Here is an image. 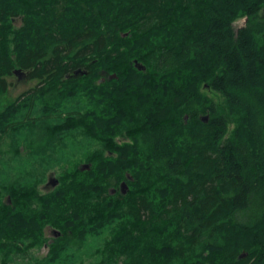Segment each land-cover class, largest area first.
<instances>
[{"label":"trees","instance_id":"trees-1","mask_svg":"<svg viewBox=\"0 0 264 264\" xmlns=\"http://www.w3.org/2000/svg\"><path fill=\"white\" fill-rule=\"evenodd\" d=\"M16 70L0 264H264V0H0Z\"/></svg>","mask_w":264,"mask_h":264},{"label":"rangeland","instance_id":"rangeland-1","mask_svg":"<svg viewBox=\"0 0 264 264\" xmlns=\"http://www.w3.org/2000/svg\"><path fill=\"white\" fill-rule=\"evenodd\" d=\"M243 20L240 19L238 21H236L234 23V28H239L241 26H243ZM8 81L10 82V86L8 88L7 93L1 98L0 101V105L1 106H7L9 103H12L13 101H15L17 99V97H19L20 94L29 91L30 89L34 88L36 86V82L35 81H29L28 79H26L25 75L23 74L20 78L13 76L10 79H8ZM214 100L216 101V103L218 104L220 98H215ZM218 101V102H217ZM0 106V107H1ZM207 117V122L209 119V115L206 114L205 115ZM60 171L56 169L55 173L57 176V173H59ZM46 236L47 237H51L53 236L52 232L50 230L46 231ZM47 252V249L43 248L41 250H34L32 251V255L36 258H42L45 256ZM85 258V259H84ZM84 263H80V264H89V262H91V259H88L86 257H84Z\"/></svg>","mask_w":264,"mask_h":264},{"label":"water","instance_id":"water-1","mask_svg":"<svg viewBox=\"0 0 264 264\" xmlns=\"http://www.w3.org/2000/svg\"><path fill=\"white\" fill-rule=\"evenodd\" d=\"M134 66H135V68H136L137 70H139V71H144V70H145V68H144L142 65L138 64L136 61L134 62ZM23 74H24V73H22L20 70H16V71L13 72V75L16 76V77H18V78H20ZM85 74H86V72H83V71H81V70H77V71H75V73H74L75 76H77V75H85ZM114 77H115V75L111 76L110 78H114ZM206 120H207V117H205V118L202 119L203 122H207ZM88 168H89V167H88L87 165H85V166L82 167V170H85V169H88ZM47 185H48L49 187H51V188H55V187L58 185V180H57L55 177H50V178L48 179ZM119 189H120V192H121L123 195L126 194L127 186H126L125 183H122V184L120 185ZM52 234H53V236H54L55 238L58 237V236L60 235V233L57 232V231H52Z\"/></svg>","mask_w":264,"mask_h":264},{"label":"bare ground","instance_id":"bare-ground-1","mask_svg":"<svg viewBox=\"0 0 264 264\" xmlns=\"http://www.w3.org/2000/svg\"><path fill=\"white\" fill-rule=\"evenodd\" d=\"M244 23H245V20H244ZM126 34V33H125ZM141 215V214H140ZM247 257V256H246Z\"/></svg>","mask_w":264,"mask_h":264},{"label":"flooded vegetation","instance_id":"flooded-vegetation-1","mask_svg":"<svg viewBox=\"0 0 264 264\" xmlns=\"http://www.w3.org/2000/svg\"><path fill=\"white\" fill-rule=\"evenodd\" d=\"M48 186V185H47ZM49 187V186H48Z\"/></svg>","mask_w":264,"mask_h":264}]
</instances>
